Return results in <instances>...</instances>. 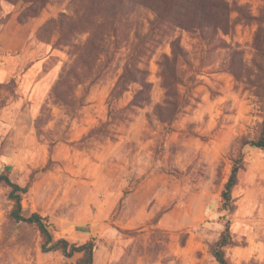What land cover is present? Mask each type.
<instances>
[{"label": "rangeland", "instance_id": "obj_1", "mask_svg": "<svg viewBox=\"0 0 264 264\" xmlns=\"http://www.w3.org/2000/svg\"><path fill=\"white\" fill-rule=\"evenodd\" d=\"M75 2L48 0L34 22L21 24L0 0V60L7 71L0 75V173L27 187L23 213L46 218L55 239L94 241L93 264H218L210 248L227 226L230 263L264 264V151L244 145L257 139L264 122V0H228L230 29L217 35L208 55L194 31L166 36L148 61L151 104L136 109L131 122L112 124L113 140L85 149L74 143L109 122L113 107L132 101L138 85L113 106L110 95L136 31L146 33L154 15L124 2L120 38L108 12L95 17L106 27L108 54L95 63L102 73L96 82L85 75L63 89L73 109L53 91L62 75L83 70L79 58L91 33H74L67 46L42 26L62 14L75 18ZM176 38L186 54L178 61L179 89L191 102L164 138L168 126L151 125L147 116L165 99L160 62L172 56ZM233 53L237 64L229 71ZM240 154L244 167L224 208L222 194ZM8 193L0 187V264H76L79 254L43 253L38 230L10 220Z\"/></svg>", "mask_w": 264, "mask_h": 264}, {"label": "trees", "instance_id": "obj_2", "mask_svg": "<svg viewBox=\"0 0 264 264\" xmlns=\"http://www.w3.org/2000/svg\"><path fill=\"white\" fill-rule=\"evenodd\" d=\"M11 6L8 16L15 18L23 24L32 18L34 22L46 6L48 0H1ZM126 2L128 8L143 6L151 11L154 18L149 22V29L146 33L136 31L135 41L131 45V51L123 66V73L120 75L113 91L110 95V104L119 101L131 86L138 85L134 91L132 101L122 109L112 108L110 111V121L101 122L97 127L86 134L82 140L74 143L79 149L90 148L95 142H104L114 139L115 131L112 124L131 122L130 116L135 114L136 109H142L152 102V83L149 82L148 61L153 53V48L161 44L166 36L172 35L177 29L196 32L205 45V55L214 52L218 47L215 43L217 35L227 34L230 29L229 15L231 7L228 0H76V17L71 19L62 14L58 20H48L42 29H48L51 36L58 34L60 44L69 46L74 33L90 31L91 37L79 58V64L83 70L78 71L73 68L70 72L60 77L53 94L55 99L70 107L75 108V104L68 101L62 91L68 86L69 80L79 82L85 75L97 81L102 77V73L95 70L94 66L98 58L107 55L105 48V25L97 24L95 17L108 12L114 24L112 31L120 38L123 31L120 26L123 16L120 15L123 3ZM84 26V29H83ZM172 56L164 55L160 62V76L165 89V99L163 103L156 105L152 115H148L149 123L154 121L166 124L164 128V138L174 131V124L184 113L185 108L190 104V99L181 95L179 86L182 84L181 72L179 70V58L186 56L178 38L170 43ZM222 46V43H221ZM237 53H233L227 65V70H235L237 64ZM207 66L204 64V67ZM78 67V66H77ZM88 71V73L86 72ZM94 71V72H93ZM161 134V135H163ZM252 148L264 151V122L262 130L256 140L246 142ZM244 167V156L240 154L235 161L228 183L222 194L223 206L228 208L232 202V193L238 183L240 172ZM175 170L171 169V174ZM0 187L9 189L8 200L12 203L10 220L17 223H24L33 226L41 235L43 253L61 252L66 258H72L75 254L80 257L76 264H93L94 255L97 249L94 241L84 244L71 243L66 239H55L46 218L38 213L26 216L23 213V195L27 192V187H21L15 183L10 176L0 173ZM233 245V238L230 234L229 226L225 228L220 239L211 248V254L218 264H231L226 257L225 249Z\"/></svg>", "mask_w": 264, "mask_h": 264}, {"label": "crops", "instance_id": "obj_3", "mask_svg": "<svg viewBox=\"0 0 264 264\" xmlns=\"http://www.w3.org/2000/svg\"><path fill=\"white\" fill-rule=\"evenodd\" d=\"M2 64H4V63H3V60L1 59V60H0V75L3 74V72L5 71V68H4V66H3ZM6 72H7V71H5V73H6ZM6 74H7V73H6Z\"/></svg>", "mask_w": 264, "mask_h": 264}]
</instances>
